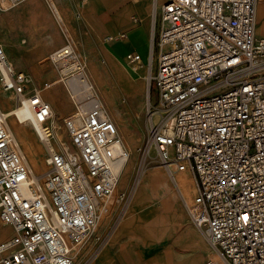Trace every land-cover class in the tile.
I'll use <instances>...</instances> for the list:
<instances>
[{"label": "built area", "instance_id": "2783aa9c", "mask_svg": "<svg viewBox=\"0 0 264 264\" xmlns=\"http://www.w3.org/2000/svg\"><path fill=\"white\" fill-rule=\"evenodd\" d=\"M24 1L0 0V18ZM258 2L167 0L152 16L147 60L126 55L133 68L146 71L158 98L156 105L148 100L149 151L156 149L172 176L196 178L190 214L222 264H264ZM14 56L0 45V85L15 94L16 106L30 110L47 170L36 176L25 164L8 129L12 112L0 104V222L11 226L0 242V264H76L101 243L105 217L127 200L116 188L131 151L97 94L78 101L56 127L52 106L39 90L28 92L29 76L15 68Z\"/></svg>", "mask_w": 264, "mask_h": 264}, {"label": "rangeland", "instance_id": "374dc122", "mask_svg": "<svg viewBox=\"0 0 264 264\" xmlns=\"http://www.w3.org/2000/svg\"><path fill=\"white\" fill-rule=\"evenodd\" d=\"M263 2L264 0H259L258 5H261ZM18 7L19 5L12 8L13 12ZM8 12L9 11L5 13L7 14ZM9 18L10 25L8 26L5 39L9 36H15L17 31L16 29L18 28L17 20L13 16ZM51 18L53 21V26L51 25V23H48L46 21L43 23H35V25H37V27L39 28H35L33 33L35 35V38L39 40L41 39V42H44L45 39L49 40L54 38L57 41V44L46 51L43 50L41 45H37V47H35L36 49H33V51L36 50L37 56H35V59H32L31 61H27L24 57L23 52H21L19 54V57L15 60V65L17 66V68H19V70H22L24 73L29 74L30 79L34 81L35 87L39 90V92L42 93L44 99L55 105V108L53 107V109L56 111V121L58 123V125L56 124V126L59 128H61V126L63 125V119L75 110L76 104L82 98L89 94H98L102 98L109 112L112 114L116 124L118 125L127 147L131 151L129 160V162H131V169L125 172L126 174L123 176V180H121L117 186L116 193L120 194L123 191H131L139 179V173L141 172L142 174L145 166L149 167L148 174H151V171H153L155 167H165L163 163L160 162L155 148L151 149L150 155V146L147 143L149 131L147 101L149 100L150 96V101L154 105L158 104L157 95L153 89H151L150 93L149 83L145 80L146 72L138 71L133 67L131 68V65L129 66L128 63L125 64L127 71H129V73L135 79L139 80L142 83H145V86L141 88V92L138 98L126 93V95H120L116 102V98L114 101L111 93L107 92L105 94L103 93L102 95L101 90H103V85H105L106 82L104 80V73L101 71L98 65V63L102 61L101 54L97 53L98 55H95L96 59L94 61L98 62H96L97 65L94 64V66L90 67V61L87 56L82 53L78 41L73 36L71 29H69L67 26L70 31L66 32L68 37L67 38L64 33V29L59 26L52 14ZM260 31L262 32V30ZM71 38L76 41H72ZM67 39L69 40L66 44L65 53L60 56L49 58L51 52L66 43ZM105 40L108 41L107 38H105ZM74 51L79 54L80 62L76 64V67L74 69H67V71L62 75L58 74L55 71V66L52 62L56 64L59 62L61 63V61L65 59V57L73 54ZM21 61L23 62L21 63ZM80 63L84 65L87 74H93L95 79H92V83H90L87 79L85 69L81 67ZM155 70L156 68L154 69L152 74L155 73ZM70 76L72 77V79L69 78ZM49 82L52 84V87L49 89H45V84ZM55 88L59 91L61 96L57 95V93L53 94L52 91H54ZM33 91H35L33 87L28 88V92ZM112 91L114 92V89ZM11 95H13L14 97L13 106H15V94ZM108 95H110V98H108ZM58 102H62V104L65 106L64 108H62L64 112L66 111L64 114H62L60 110L56 109ZM2 107L7 108V106ZM9 126L12 128L11 119L9 120ZM27 127V129L30 130V133H33V135H35L39 143V137L35 132L33 126L28 122ZM20 130L21 128L19 126V134H16L19 137V141L23 149L27 151L29 150L27 148L28 144L26 142L25 136L20 132ZM135 134L138 136V140L136 142H133L131 137ZM139 148H143L142 151H138ZM146 151L147 154L145 153ZM164 169L163 171L167 173L166 169ZM184 173L185 172L175 173V176ZM169 177L172 178L171 175H169ZM184 177L185 184L192 190V182L189 181L186 175H184ZM193 178L195 179V185L197 188V181L194 175ZM140 188H142V185H140L138 189ZM176 193L179 198H182L181 200L184 202L185 208L188 212V214L186 215L187 219L185 220V224L182 227V229H186L185 234H187V236L183 239V243H178V245L176 246L173 244L171 247L172 251L178 256L177 258L181 263H187L190 258H197L202 264L208 262L211 257L220 259L217 253L212 248V245L206 234L196 228L193 222L189 208H192L194 205L189 207V204L193 201L195 194H193L191 198L187 199V203L185 202L186 200L183 198L178 189L176 190ZM126 202L127 201L115 206L105 217L104 222L101 226V243L91 250L82 253L76 264H137L136 260L141 259V256H143V259H154L156 257L155 251H162L164 244L166 242H169L170 236L168 234L165 235L161 233V213L159 214V212L161 211L159 210L160 208H155L150 213L144 211L138 213L140 209L138 211L136 209L134 210L137 213L135 216H132L131 218H125L126 215L130 213V211L126 213L129 207ZM134 202L135 200L130 204L132 208ZM121 222L122 224L119 227ZM0 225L5 224H2L0 222ZM5 226L9 228V230L0 226V242L7 239L11 233V226ZM197 235H203L206 238L208 247H204L196 243L195 238L197 237Z\"/></svg>", "mask_w": 264, "mask_h": 264}, {"label": "crops", "instance_id": "0c3cea01", "mask_svg": "<svg viewBox=\"0 0 264 264\" xmlns=\"http://www.w3.org/2000/svg\"><path fill=\"white\" fill-rule=\"evenodd\" d=\"M164 1L165 0H26L21 3L14 12L12 10L14 7H11L7 10L9 11L7 14L5 13L7 11H5V15L3 14L1 16L0 45L11 49L13 55H15L13 64L15 68L19 70L15 65V60L19 57L21 52H23L27 61H31L37 56L36 50L33 51V49H36L35 47H37V45H41L43 50L46 51L57 44L54 38L49 40L45 39L44 42H41V39L35 38L33 33L35 28H39L35 23H43L46 21L53 26L52 14L59 26L64 29L66 37V32H70L69 29H71L73 36L78 41L82 53L89 59L90 67L94 66V64L97 65L98 62L96 61V63L94 61L96 59L95 55L101 54L102 61L98 63V65L104 73V80L106 82L102 88L104 92L101 90L102 95L103 93L110 92L114 101L116 98V102L120 95H126V93L138 98L141 90H138L134 84L131 85V82L125 79V82H120L123 91L120 90V87L117 89L116 81L110 69L114 71L113 63H118L119 59L122 60L126 58L125 55L131 52H137L145 61L147 60L152 30V16L155 14L156 10L158 11L160 9ZM11 16L17 20L18 28L16 29L15 36H9L5 39L8 26L10 25L9 17ZM257 22L258 35L264 36V2L258 5ZM259 27L262 32L259 30ZM110 36L121 39L119 40L120 43L118 42L119 49L121 50L120 52L116 51L112 44H103V40ZM68 40L69 39H67V42L62 46L52 51L49 58L64 54ZM71 40L74 42L76 41L73 38H71ZM148 40L149 42L147 43L146 41ZM104 57L107 62L104 60ZM22 62L23 61H21V63ZM52 63L55 66V71L59 74V70H57L58 66L54 62ZM130 67L132 68V66ZM91 75L92 78H94L93 74ZM29 87L37 89L33 80H31L27 89ZM113 89L114 92L112 91ZM51 106L55 108V105L52 103ZM56 109L60 110L62 114L65 113L58 107H56ZM163 169V167H155L154 170L151 171V174L147 173L146 178L144 177L142 179L137 189L140 185H142V188L138 189L134 206L125 218L135 216L137 213L134 210L136 209L137 211L140 209L138 213L143 211L150 213L153 209L160 208L161 233L165 235L168 234L170 240L164 244L162 251H155L156 257L154 259H143V256H141V259L136 260L137 264H151L152 260L155 259H163L166 261V264H183L178 260V256L171 249L173 244L176 246L178 243H183V239L187 236V234H185L186 229H182V227L185 224L188 212L184 202L181 200L182 198L177 196L176 190L178 189L180 191L181 195L186 200L185 202H187V199L191 198L195 193L194 184L191 176L187 173L179 174L176 180L173 181ZM184 175L192 182V190L185 184ZM121 224L122 222L119 227ZM0 226L9 230L5 225ZM195 240L197 244L208 247L207 240L203 235H197ZM184 264L202 263L197 258H190L187 263Z\"/></svg>", "mask_w": 264, "mask_h": 264}, {"label": "bare ground", "instance_id": "6f19581e", "mask_svg": "<svg viewBox=\"0 0 264 264\" xmlns=\"http://www.w3.org/2000/svg\"><path fill=\"white\" fill-rule=\"evenodd\" d=\"M23 3V2H22ZM259 3V2H258ZM20 5V4H19ZM161 8V7H160ZM7 11V10H6ZM157 11V10H156ZM159 11L160 9L157 11V14H159ZM141 30V29H140ZM139 35V34H138ZM139 39V38H137ZM107 40L106 41L105 39L103 40V44L105 45H109V44H112V46H114V49H116V51H121L119 48V38H116V37H113V36H110V37H107ZM138 41V40H136ZM143 41V40H142ZM147 43L149 42L146 41ZM73 43V42H72ZM120 43V42H119ZM140 43V42H139ZM107 47V46H106ZM113 48V47H112ZM124 51V50H123ZM71 53V52H70ZM124 54V52H123ZM63 55V54H62ZM69 55V54H68ZM108 56V55H107ZM122 56V55H121ZM126 56V55H125ZM105 61L107 62L106 58L104 57ZM126 58H123L122 60L119 59L118 60V63H113L114 65V71L111 70V73L116 81V86H117V89H119L120 87V90H122V87L120 85V82L124 81V79L126 81H129L131 82V85H135L137 87V89L141 90L142 87L145 86V83H142L140 82L139 80L135 79L130 73L129 71H127V68H126ZM80 62V59H79V54L74 51L73 54L69 55L68 57H65V59H63L61 61V63H55L57 66H58V69L59 70V74L62 75L64 74L67 69L71 70V69H74L76 67V64ZM112 62V61H111ZM81 64V63H80ZM86 65V64H85ZM130 65V64H129ZM68 66V67H66ZM81 67L83 69L84 68V65L81 64ZM131 69V68H130ZM85 72H86V69H85ZM146 72V71H145ZM135 73V72H134ZM26 74V73H25ZM87 74V72H86ZM27 76H29V79H30V75L26 74ZM98 76V75H96ZM69 78L72 79V77L70 76ZM87 79L89 80L90 83H92V75L90 74H87ZM95 79V78H94ZM31 80H29L28 82V85H30L31 83ZM125 82V81H124ZM48 84V88H45V89H49L52 87V84L50 83H47ZM130 84V83H129ZM27 85V86H28ZM147 85V84H146ZM98 87V86H97ZM94 89V88H93ZM28 90V89H27ZM37 90V89H35ZM95 90V89H94ZM123 91V90H122ZM53 94L57 93V95H60L59 91L55 88L54 91H52ZM0 104L1 106H7V108L10 109V111L12 112V116L9 118V120L11 119V122H12V128L9 126V121H8V129L14 139V142L16 144H18L19 146V152L21 153L22 157H23V160L25 162V164L28 166V168L30 169V171L32 173H34L36 176H40L42 175L46 170H47V150L45 148V145L43 144V142L40 140L39 138V143L35 137V135H33V133H30V130H28L27 128V123L29 122L31 125L32 123L30 122L31 120L29 119V117L31 118V112L30 110L27 108V106H16V97H15V106H13V95L11 94H14L12 92H4L3 91V87L2 85H0ZM11 93V94H10ZM40 95L43 97L42 93L39 92ZM110 93V92H109ZM98 95V94H97ZM124 95V94H123ZM61 96V95H60ZM108 98H110V95H108ZM44 99V97H43ZM148 102V101H147ZM105 103V102H104ZM57 107L60 108L62 110V108H64L65 106L62 104V102H58L57 104ZM143 109V108H142ZM26 111V112H25ZM54 111V114H55V118H54V122L53 124L56 126V124L58 125L57 121H56V111L53 109ZM66 112V111H65ZM72 113V112H71ZM70 113V114H71ZM26 125V127H25ZM19 126L21 128L20 132L23 133V135L25 136V139H26V142L28 144V149L27 151H25L19 141V137L17 136L16 133L19 134ZM33 126V125H32ZM57 127V126H56ZM34 128V127H33ZM35 130V129H34ZM36 132V131H35ZM132 141L133 142H136L138 140V136L135 134V135H132ZM119 149V147H118ZM131 149V148H130ZM143 148H139L138 151H142ZM132 150V149H131ZM150 155H151V150L149 151ZM153 153V152H152ZM147 154V153H146ZM151 157V156H150ZM130 160V159H129ZM128 160V162H129ZM125 165V167L123 168V170L121 171V175H120V179H119V182L121 180H123V176L126 174L125 172L128 171L129 169H131V162H129V164ZM166 169L168 175H171L169 173V171L167 170L166 167H163ZM148 169L149 167H144L143 169V172L141 174V172L139 173V179L138 181L136 182L134 188L130 191H123L121 193H124L126 196H127V204H128V210L126 211V213H128L130 211V209H132L131 207V202L133 203V201L135 200V197L137 195V187L139 185V183L142 181V179L147 175L148 173ZM39 172V173H37ZM187 174H189L193 180V184H194V190H195V196H194V199L193 201L189 204V207L193 206L197 200H198V191H197V188L195 186V179L193 178V175H191L189 172H185ZM172 176V175H171ZM178 176H172V180L175 181L176 178ZM118 182V184H119ZM118 186V185H117ZM117 190V188H116ZM120 193V194H121ZM188 203V202H187ZM134 206V205H133ZM152 206V205H151ZM190 210V208H189ZM125 213V214H126ZM125 216V215H124ZM199 229V228H198ZM202 231V230H201ZM199 238V237H198ZM198 241V240H197ZM204 241V240H203ZM213 248V247H212ZM214 249V248H213ZM167 250V249H166ZM215 251V250H214ZM216 257V256H215ZM208 262H213V264H222L221 260L218 259V258H214V257H211V259H209ZM151 264H166V261H164L163 259H155L151 262ZM184 264V263H183ZM206 264V263H204Z\"/></svg>", "mask_w": 264, "mask_h": 264}]
</instances>
